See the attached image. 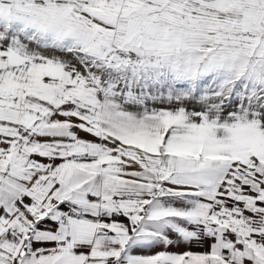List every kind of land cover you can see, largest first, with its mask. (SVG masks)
Masks as SVG:
<instances>
[{"label":"snow or ice","instance_id":"snow-or-ice-1","mask_svg":"<svg viewBox=\"0 0 264 264\" xmlns=\"http://www.w3.org/2000/svg\"><path fill=\"white\" fill-rule=\"evenodd\" d=\"M0 264H264V0H0Z\"/></svg>","mask_w":264,"mask_h":264}]
</instances>
